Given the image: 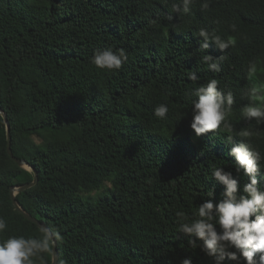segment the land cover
Segmentation results:
<instances>
[{"label": "trees", "instance_id": "trees-1", "mask_svg": "<svg viewBox=\"0 0 264 264\" xmlns=\"http://www.w3.org/2000/svg\"><path fill=\"white\" fill-rule=\"evenodd\" d=\"M0 0V107L7 114L14 154L38 171V182L16 194L31 215L60 234L59 264H210L179 234L176 211L191 214L215 188L213 166L232 171L226 133L196 136L188 94L210 78L233 91L235 135L250 86V60L264 66V0ZM237 25V32L229 24ZM206 28L237 44L222 71L201 61L197 33ZM124 49L116 71L91 63L97 49ZM208 52L221 53L212 45ZM195 71L198 79L188 74ZM264 78V72L258 73ZM169 106L168 118L154 108ZM249 141L264 152V125L251 122ZM241 185L246 177H238ZM264 184V171L258 177ZM34 179L7 153L0 115V217L9 236L42 238L19 212L10 188ZM53 247L42 254L52 264ZM34 264H42L33 258Z\"/></svg>", "mask_w": 264, "mask_h": 264}, {"label": "clouds", "instance_id": "clouds-1", "mask_svg": "<svg viewBox=\"0 0 264 264\" xmlns=\"http://www.w3.org/2000/svg\"><path fill=\"white\" fill-rule=\"evenodd\" d=\"M193 0H179L175 4L176 13L189 14ZM207 0L202 3L203 10L209 8ZM232 33L237 32L235 23L229 24ZM199 51L205 53L201 61L213 73L222 71L221 62L226 58L224 53L237 44L236 36L226 38L200 28L197 33ZM214 45L221 53L214 57L208 49ZM128 61L124 49H97L91 57L96 68L116 71ZM247 79L252 84L241 90V98L247 103L240 108V119L249 123L250 127L235 132L242 138L239 143L234 140V127L229 120L233 113L236 97L231 90L221 88L220 81L210 78L206 83L195 87L188 94L191 104L190 127L196 136L208 133H226L222 141L230 145L228 155L233 157L232 171L224 166H213L210 170L211 179L222 187L219 200L216 190L207 193V199L199 203L191 214L176 211V224L179 234L186 237L188 246L203 253L210 264H264V184L258 178L264 171V152L253 147L249 138L256 135L251 122L264 125V78L258 73L264 72L262 62L257 58L250 60L246 67ZM188 79H198L195 71L188 74ZM169 106L159 103L154 108L158 119L168 118ZM238 177H246L241 185ZM7 229V222L0 217V233ZM42 238L9 236L0 241V264H34L33 258L42 264V254L48 253L53 245L60 240V234L52 227L42 229ZM63 264V262H61ZM179 264H193L192 256L181 258Z\"/></svg>", "mask_w": 264, "mask_h": 264}, {"label": "water", "instance_id": "water-1", "mask_svg": "<svg viewBox=\"0 0 264 264\" xmlns=\"http://www.w3.org/2000/svg\"><path fill=\"white\" fill-rule=\"evenodd\" d=\"M0 115L3 117L5 124H6V131H7V153L8 155L21 167H25V168H29L33 171L34 173V179L30 182H26L24 184L21 185H17V186H12L10 188V195H11V200L15 206V208L21 212L24 217H26L29 221L35 223L39 228L43 229L45 227H48L45 223H43L42 221H40L39 219H37L36 217H34L33 215H31L30 213H28L18 202V200L16 199V194L26 190L28 188H31L32 186H34L39 179L38 176V171L37 169L30 164L28 161H26L25 159L19 158L17 157L12 149L11 146V128H10V124H9V120L7 117L6 112L4 111L3 108L0 107ZM53 255H52V264H59V254H58V250H57V243H55L53 245Z\"/></svg>", "mask_w": 264, "mask_h": 264}]
</instances>
